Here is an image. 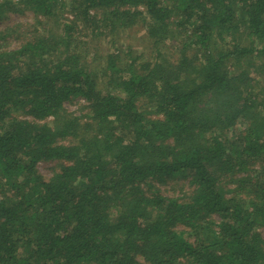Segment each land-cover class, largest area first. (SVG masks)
<instances>
[{
  "label": "trees",
  "instance_id": "trees-1",
  "mask_svg": "<svg viewBox=\"0 0 264 264\" xmlns=\"http://www.w3.org/2000/svg\"><path fill=\"white\" fill-rule=\"evenodd\" d=\"M26 10L42 35L0 31V264H264V0L0 1ZM139 30L148 57L86 59Z\"/></svg>",
  "mask_w": 264,
  "mask_h": 264
},
{
  "label": "rangeland",
  "instance_id": "rangeland-1",
  "mask_svg": "<svg viewBox=\"0 0 264 264\" xmlns=\"http://www.w3.org/2000/svg\"><path fill=\"white\" fill-rule=\"evenodd\" d=\"M68 10H61L59 13L63 12L62 15L68 19H71V15L68 14ZM58 13V14H59ZM41 18V17H39ZM34 22V15L32 12L26 10L23 13H7L6 16L2 19H0V31L5 32V37L3 40V45L6 44L8 47H15L19 42L23 40H31L35 39L36 37L43 34L42 30H39L32 26V23ZM52 24V23H51ZM52 26V25H51ZM53 27V26H52ZM82 34L85 32V30H81ZM79 33V34H81ZM143 34L144 36V30L139 31H131V32H121V35L118 36L115 35L113 37L114 43L110 44V39H107L106 41L104 39H98V40H91L89 41L87 52H86V59L90 60L91 56H97L100 55L101 58L106 57L108 54L114 53L116 51H122L124 53L127 48H131L133 53H131L132 56H135L137 52H142L145 56L148 57V51L146 50V43L143 41V39L140 38V36ZM78 35V34H77ZM76 39L79 40L78 47L82 48V44L85 41L82 37H76ZM86 50V48H84ZM121 63H124L121 62ZM101 66V64L99 65ZM105 86V85H104ZM82 104L84 103H78V104H64L65 109L73 113V115H83L84 111L82 108ZM49 166V165H47ZM47 166L40 165L39 170L44 175V177H49L50 172L47 170ZM157 189L158 193H160L163 196H170V195H179L181 191L190 190L189 184L186 180L180 179V180H171L166 182L164 185H155L154 188ZM156 191V190H154ZM259 232L261 236L264 239V229H259Z\"/></svg>",
  "mask_w": 264,
  "mask_h": 264
},
{
  "label": "built area",
  "instance_id": "built-area-1",
  "mask_svg": "<svg viewBox=\"0 0 264 264\" xmlns=\"http://www.w3.org/2000/svg\"><path fill=\"white\" fill-rule=\"evenodd\" d=\"M0 1H2V0H0ZM11 1H13V2H20V1H24V0H11Z\"/></svg>",
  "mask_w": 264,
  "mask_h": 264
}]
</instances>
